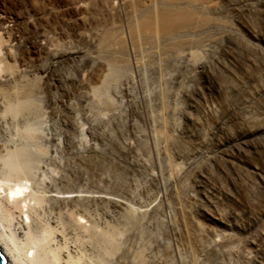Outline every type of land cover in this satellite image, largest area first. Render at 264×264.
I'll list each match as a JSON object with an SVG mask.
<instances>
[{
	"label": "rangeland",
	"instance_id": "374dc122",
	"mask_svg": "<svg viewBox=\"0 0 264 264\" xmlns=\"http://www.w3.org/2000/svg\"><path fill=\"white\" fill-rule=\"evenodd\" d=\"M72 1L49 3L46 26L64 51L53 60L44 95L53 102L41 101L45 137L32 147L34 172L66 175L83 199L87 224L119 225L107 253L161 255L167 264H264V0H209L194 31L181 35L182 50L196 51L191 67L175 53L158 65L147 59L150 47L136 43L122 58L132 76L130 96L117 80L118 93L109 92L113 106L96 96L83 101L86 88L72 78L98 84L96 68H79L93 49L69 22L78 16ZM134 59L143 60L140 70L130 67ZM76 115L79 142L52 153L48 138L64 144V121ZM98 196L126 201L136 221L122 224V209ZM85 253L100 252L89 242Z\"/></svg>",
	"mask_w": 264,
	"mask_h": 264
},
{
	"label": "bare ground",
	"instance_id": "6f19581e",
	"mask_svg": "<svg viewBox=\"0 0 264 264\" xmlns=\"http://www.w3.org/2000/svg\"><path fill=\"white\" fill-rule=\"evenodd\" d=\"M50 1L0 0V158L8 168L0 174V256L4 264H167L161 255L107 253L114 250L116 235L121 234L117 230L119 225L98 230L94 223L87 224L83 199L69 187L66 175L45 179L33 170L36 149L33 151L32 147L38 146L45 137L41 101L47 105L53 102L44 95L51 91L53 84L51 76L57 67L53 60L60 58L64 51L56 47L60 42L51 27L46 26L53 15ZM72 2L73 12L78 16L69 22L93 49L91 55L81 60L79 68H96L94 77L98 84L90 85L84 76L71 77L86 88L83 101L96 96L106 106H113L109 97L111 88L117 94L120 86L130 96L128 83L132 76L122 58L133 52L136 43L149 46L147 59L158 65L164 55L175 53L179 61L184 60L191 67L196 51L182 50L187 42L181 35L194 31L199 23L198 13L209 10L212 5L209 0ZM85 13L95 14L96 19L87 18ZM80 25L86 26V31L80 30ZM123 50L127 52L122 53ZM74 51L73 48L65 50ZM141 59H134L130 67L140 70ZM43 60L47 61L38 67ZM117 80L123 84L118 86ZM72 118L71 123H68L70 119L64 121V144L54 135L48 138L52 153L61 152L66 146L75 147L79 142V119L77 115ZM4 135L15 144L12 149L4 142ZM169 179L173 182L171 174ZM97 198L110 200L122 209V224L128 226L136 221L126 201ZM170 230L172 234L177 232L174 223L170 224ZM89 242L100 253H91V256L85 253ZM175 252L179 256L177 246Z\"/></svg>",
	"mask_w": 264,
	"mask_h": 264
},
{
	"label": "water",
	"instance_id": "95a60500",
	"mask_svg": "<svg viewBox=\"0 0 264 264\" xmlns=\"http://www.w3.org/2000/svg\"><path fill=\"white\" fill-rule=\"evenodd\" d=\"M0 264H4V258L0 256Z\"/></svg>",
	"mask_w": 264,
	"mask_h": 264
}]
</instances>
